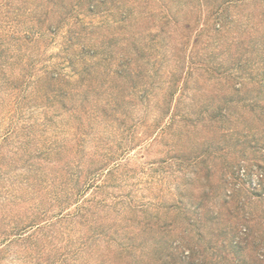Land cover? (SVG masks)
<instances>
[{
    "label": "rangeland",
    "instance_id": "obj_1",
    "mask_svg": "<svg viewBox=\"0 0 264 264\" xmlns=\"http://www.w3.org/2000/svg\"><path fill=\"white\" fill-rule=\"evenodd\" d=\"M97 1L0 0V42L6 43L4 52L11 55L6 59L8 69L0 66V140L11 120L10 113L14 120L54 114L67 120L71 111L65 113L57 100L63 99L60 94H66L63 102L67 108L71 107L77 93L84 89L77 73L71 72L72 79L65 77L62 84H48L50 80H39L38 70L61 68L69 75L70 67L62 56L68 45L65 39L72 36L76 37L75 52L79 51L76 42L80 40L81 47L83 42L96 47L101 58L106 39L119 31L120 25L114 21L119 18L120 9L131 10L128 19L141 26L144 45L147 44L141 48L146 58L139 61V68L143 74L156 71L154 78L158 83L151 96L153 109L139 118L151 124L159 116L155 106L161 103L168 81L173 73L180 75L182 81L185 70L190 72L188 81L201 83L205 88L204 94L198 93L199 104L213 110L222 108L225 112L216 118L206 114L197 127L181 125L178 115L173 123V116L168 115L158 117L159 125L149 133H143L141 128L134 135L124 133L122 137L129 135L128 140L134 141L125 157L127 164L119 170L125 179L122 192L133 194L137 203L153 204L148 209L157 217L151 221L157 228L165 225L169 228L168 240L178 241L180 231H185V240L178 241L179 247L174 251L182 260H188L194 252L192 264H264V59H260L259 65L249 62L264 58V0H108L107 7ZM167 1L170 3L166 4ZM205 2L210 9L221 3L220 14L216 17L209 11L206 20ZM162 4L172 8L176 23L169 20L163 25ZM191 5L195 17L185 29L189 24L183 19H190L185 10ZM134 8L142 11L141 15ZM214 25H218L217 33ZM161 26L166 35L160 33ZM148 34L157 35L155 50ZM25 35L32 40H24ZM213 35L216 38H209ZM115 41L118 43V39ZM241 46L249 50V55L242 56L243 71L234 66L241 55ZM206 52L210 55L209 63L218 68L216 72L186 68L189 55L196 58L198 53L203 58ZM36 56L40 62L24 75L20 68H26L28 61ZM108 67L113 70L114 65ZM234 84H242L239 93L232 90ZM122 85L124 81L121 83L112 74L102 96L108 100L113 96L118 98ZM221 85L228 88L226 96L230 101L222 97L225 93L219 89ZM179 94L178 88L176 98ZM21 97L23 103L18 102ZM88 98L92 103L96 100L92 92H88ZM180 99V105L188 103V99ZM112 108L113 102L106 107ZM96 109L92 106V110ZM111 112L105 125L106 136L115 133L113 118L117 113ZM131 117L135 118L136 112ZM169 123L170 126H165ZM199 152H202L200 159L195 162L179 158ZM91 193L89 189L86 195ZM90 263L81 261V264Z\"/></svg>",
    "mask_w": 264,
    "mask_h": 264
},
{
    "label": "trees",
    "instance_id": "obj_2",
    "mask_svg": "<svg viewBox=\"0 0 264 264\" xmlns=\"http://www.w3.org/2000/svg\"><path fill=\"white\" fill-rule=\"evenodd\" d=\"M107 1L97 2L107 7ZM203 6L207 11L204 14L206 20L209 11L216 17L220 14L221 3L211 9L208 2L203 3ZM162 7L164 13L160 19L164 20L163 25L169 20L176 23L172 8L165 4ZM189 7L190 9L185 10V15H189L190 19H183L185 24H189L185 25V29L190 27L195 17L194 5L187 8ZM133 10L139 15L142 13L136 8ZM131 12L120 9L119 18L114 21L120 25L119 31L116 32L117 35L111 33L106 39V47L102 52L105 54L101 58H98L100 54L96 47L86 42L81 47L80 40L76 42L79 51L75 52L73 40L76 37L71 35V38L65 39L68 45L64 48L65 56H62L70 67V74L61 71V68L59 71L46 68L38 70L39 80H50L46 81L48 84H62L65 77L72 79L71 72L77 73L76 79L84 89L77 93L71 107L67 108L63 102L66 94H60L63 99L57 100L65 108V113L71 111L67 120L59 118L60 114L24 119L17 117L14 120L13 114H9L11 120L0 140V264H14L13 260L19 264H81L83 259L91 261L90 264H192L194 252L191 257L189 255L188 260H182L181 255L174 252L179 247V242L185 240V231H180L182 234L178 235L179 242L168 240L169 228L166 225L157 228L158 225L151 221L157 217L148 209L153 204L137 203L133 194L122 192L125 179L119 170L127 164L125 157L129 154L130 143L134 141L133 138L128 140L129 135L126 138L122 135H134L137 128H141L143 133H149L151 128L159 125L158 117L168 115L173 116V123L178 115L181 125L197 127L206 114L210 118H216L224 116L225 110H213L207 105H200L198 93L204 94L205 88L201 83L192 84L188 81L190 72L185 70L186 76L182 81L180 75L174 73L168 81L161 103L155 106L159 116L151 124L139 118L140 114L153 109L151 96L158 83L154 78L156 71L143 74L139 68V61L146 58V53L141 50L145 36L142 37L144 31L141 26L128 19ZM163 27L159 31L166 35ZM126 29L134 32L127 33L124 31ZM218 30V25H214V31L217 33ZM50 32L53 31L50 29ZM4 37L3 41L6 40V36ZM8 37L11 38L10 35ZM156 37V34H148L153 50L158 46ZM23 38L26 41L32 40L26 35ZM209 38L214 39L216 35ZM116 39L121 44L119 47ZM5 44L0 42V66L8 69L6 59L11 55L4 52ZM241 49V55L234 66L243 71L245 64L242 56L249 55V50L244 46ZM197 54L196 58L188 56L187 69L205 68L212 72L218 70L209 63L208 52L203 53V56L206 55L203 58ZM38 58H32L26 68H20L24 75L30 73L35 64L40 62L41 59ZM99 59L100 62L97 63ZM260 59L264 58L249 62L259 65L262 61ZM109 65H114L113 70ZM112 74L121 83L124 81V85L119 89L118 98L113 96L112 100H108L102 96V89ZM251 81L254 82V78L251 77ZM241 86L242 84H234L231 88L239 93ZM178 88L180 94L176 98ZM219 89L225 93L222 97L230 101L226 96L228 88L221 85ZM88 92L93 93L95 104L89 100ZM180 97L188 99V103L180 105ZM18 102L23 103L22 97ZM111 102L114 108L106 109ZM100 103L102 105L99 107ZM92 106L98 109L92 110ZM180 109L183 110L179 113ZM111 111L117 113L113 118L115 133L106 136L105 125L111 117ZM132 112H136L135 118L131 117ZM165 126H170V123ZM123 139L126 140L124 143ZM12 141L14 144L10 145ZM201 153L190 156L183 154L179 158L195 162L200 159ZM109 163L111 164L107 167ZM112 181L115 184H111ZM89 189L92 193L86 195ZM192 251L195 250L191 249ZM11 257L14 259L11 260Z\"/></svg>",
    "mask_w": 264,
    "mask_h": 264
}]
</instances>
